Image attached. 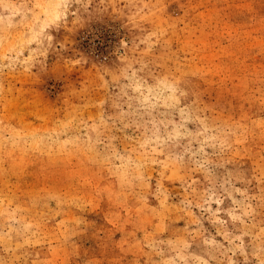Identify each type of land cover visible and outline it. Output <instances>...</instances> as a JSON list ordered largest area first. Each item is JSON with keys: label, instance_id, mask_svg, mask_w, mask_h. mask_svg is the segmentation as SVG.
<instances>
[{"label": "rangeland", "instance_id": "rangeland-1", "mask_svg": "<svg viewBox=\"0 0 264 264\" xmlns=\"http://www.w3.org/2000/svg\"><path fill=\"white\" fill-rule=\"evenodd\" d=\"M0 264H264V0H0Z\"/></svg>", "mask_w": 264, "mask_h": 264}]
</instances>
